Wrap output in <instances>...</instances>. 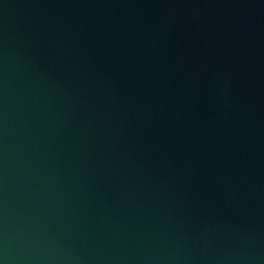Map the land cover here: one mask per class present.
<instances>
[{
	"label": "water",
	"instance_id": "95a60500",
	"mask_svg": "<svg viewBox=\"0 0 264 264\" xmlns=\"http://www.w3.org/2000/svg\"><path fill=\"white\" fill-rule=\"evenodd\" d=\"M0 264H264V0H0Z\"/></svg>",
	"mask_w": 264,
	"mask_h": 264
}]
</instances>
